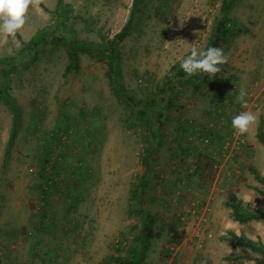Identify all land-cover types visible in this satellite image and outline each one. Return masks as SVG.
Segmentation results:
<instances>
[{"label": "rangeland", "instance_id": "rangeland-1", "mask_svg": "<svg viewBox=\"0 0 264 264\" xmlns=\"http://www.w3.org/2000/svg\"><path fill=\"white\" fill-rule=\"evenodd\" d=\"M63 1L71 8L63 26L56 0H43L39 9L29 8L18 37L0 46V58H20L23 43L41 29L57 28L67 40L103 42L124 24L132 0ZM221 3L143 0L117 45L125 93L148 98L187 49H206ZM226 18L242 30L222 45L227 62L205 83L186 75L171 81L172 106L156 124L155 137L147 115L112 90L108 51H81L78 68L64 74L65 46L50 38L32 49L31 59L0 70V264H113L139 243L143 258L133 264H181V245L202 254L212 248L210 261L203 260L208 264H263L228 258L231 252L259 254L231 249L218 233L228 220L233 232L264 244V219L238 222L225 205L232 189L244 202L253 197L248 204L264 212V183L248 169L253 165L264 177V145L256 137L260 116L264 131V0H232ZM241 87L247 108L236 101ZM242 111L258 121L238 136L231 119ZM146 155L153 173L143 182ZM212 186L218 188L213 209L200 196ZM139 189L142 208L153 214L152 237L144 235L132 198ZM210 212L218 214L215 225Z\"/></svg>", "mask_w": 264, "mask_h": 264}, {"label": "trees", "instance_id": "trees-1", "mask_svg": "<svg viewBox=\"0 0 264 264\" xmlns=\"http://www.w3.org/2000/svg\"><path fill=\"white\" fill-rule=\"evenodd\" d=\"M143 0H132L131 5L128 12V17L121 28L115 32L112 36L107 37L103 42L93 43V42H84L83 40L78 39H70L67 40L65 38H60L57 36V28L54 29L56 31H48L44 32V29L36 31L31 38L23 43L21 47V56L16 59L13 56H7L5 58H0V70L4 67H10L13 64L18 63L21 59H31L32 49L37 48L45 39H57L60 40L61 43L65 46L68 62L64 66L63 73L66 74L70 70H76L78 68V60L79 53L82 52H91L96 51L101 55L105 54V51H108V68L106 70V76L108 77L109 83L112 86V90L115 94L123 97L125 101L131 105L137 106L143 111L145 115H147L148 119V132L151 136L155 137L156 135V124H159L163 117V112L166 107H171L172 102L167 98L169 90H171V81L173 79H180L184 75H186L182 69L180 68V62L171 65L168 75L165 77L164 82L160 87H157L156 92L151 94L146 99H135L131 95L126 94L123 86L120 82V71H119V63H118V48L117 45L120 41H122L132 29L134 21L138 16V13L141 9ZM232 6V0H222L221 3V14L217 16L214 21V25L212 28L211 36L207 43V47L215 46L222 49V45L227 41L229 34H233L234 32H240L242 30L236 28L235 25L229 23V20L226 18V13ZM71 12L70 5L65 3L63 0H56L55 6V14L56 19H59L63 26V21H65ZM53 31V32H52ZM18 37V33L16 35ZM11 39V38H9ZM32 54V55H31ZM192 80H200L202 83L207 82L209 79L213 77H209L207 75L196 74L191 76ZM196 81L192 82V86L196 87ZM191 82V80H190ZM2 96V92H0ZM257 139L264 145V131H263V120L262 117H259V122L256 130ZM146 154H151V150H147ZM149 159V160H148ZM143 163H145V168L141 174V181L146 182L150 180V175L153 173L152 171H148L150 166V156L146 155L143 159ZM250 173L255 177L256 180L264 183V177L260 174L258 169L250 165L248 166ZM140 189L142 190V185H140ZM139 191L132 190L133 196L132 198H136L137 212L143 216L144 224H143V233L148 237H152V222H153V214L151 212H147L142 208V193ZM257 189V188H255ZM258 191L262 192L258 189ZM138 197V198H137ZM225 205L230 209V215L233 220L238 222H245L249 219H264V212L256 209L255 207H251L248 203H245L241 198L237 196L234 190L229 189L227 191ZM223 239H226L230 245L231 249H235L238 247H247L251 251L257 252L258 256H252L249 254L235 253L231 252L228 254V258H250L253 259L255 263H263L264 264V244L260 240H253L249 237H246L242 234L237 235L233 231H229L227 236H223ZM144 253V244L139 243L138 246L129 250V255L127 258H114L113 264H123V262L127 261L130 264L139 263L143 258ZM103 264V263H100Z\"/></svg>", "mask_w": 264, "mask_h": 264}, {"label": "clouds", "instance_id": "clouds-1", "mask_svg": "<svg viewBox=\"0 0 264 264\" xmlns=\"http://www.w3.org/2000/svg\"><path fill=\"white\" fill-rule=\"evenodd\" d=\"M43 0H0V46L8 43L9 38L14 39L26 22V15L29 8L39 9ZM188 54L180 59V68L190 77L196 74L214 77L221 71V65L227 62V56L223 49L215 46L207 47L204 50L192 46L186 50ZM247 90L239 89L236 101L242 108H247ZM258 117L251 111H242L231 119V127L234 135L244 136L249 132L252 125L256 124ZM253 197L245 200V203L252 202ZM234 225L231 221L225 220L219 231V236H227L233 231ZM239 235V232L236 233ZM201 264H205L204 261Z\"/></svg>", "mask_w": 264, "mask_h": 264}, {"label": "crops", "instance_id": "crops-1", "mask_svg": "<svg viewBox=\"0 0 264 264\" xmlns=\"http://www.w3.org/2000/svg\"><path fill=\"white\" fill-rule=\"evenodd\" d=\"M217 189H218L217 186H212V188L209 189L208 193L205 192V193L200 194L201 199L204 202H210L212 204L211 198L213 199V196L215 192H217L216 191ZM212 209H213V204H212ZM217 210H218V207H217ZM212 211L214 212V210ZM213 212H210V221H211V224L213 223L215 225V223L218 222V214H215ZM224 243L228 245V242H224ZM216 245L218 244L216 243ZM211 252H214L212 248H208L207 252H205V254H202V252H197V251L192 250L190 247H185L181 245L180 255L178 256V260L181 264H201L203 260L210 261V259H208V256L212 254ZM202 256L207 257V258H202ZM213 259H214V263L217 262L218 260L217 258H213ZM159 263L161 264V259H158V262L156 264H159ZM205 264H208V263L205 262Z\"/></svg>", "mask_w": 264, "mask_h": 264}, {"label": "built area", "instance_id": "built-area-1", "mask_svg": "<svg viewBox=\"0 0 264 264\" xmlns=\"http://www.w3.org/2000/svg\"><path fill=\"white\" fill-rule=\"evenodd\" d=\"M202 141H203V143L205 144V143H207L208 142V137H204V138H202ZM240 142H242V139L241 138H239V142H237V144H239ZM194 205V204H193ZM190 214L192 213H194V214H196V209L195 208H190ZM188 212H189V210H188ZM182 215L183 214H181V213H178L177 214V216L180 218V219H184V217H182ZM202 218L200 217L199 218V220H198V223H200V225H198L196 228H195V230H194V236H196V237H199V235H200V232L202 231V228H201V224H202ZM179 236L181 235V232H179V234H178ZM201 242V241H200ZM199 245V244H198ZM171 261H172V259H171ZM165 264H173L172 262H169V263H165Z\"/></svg>", "mask_w": 264, "mask_h": 264}]
</instances>
